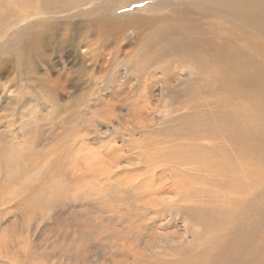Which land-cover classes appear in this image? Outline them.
Returning a JSON list of instances; mask_svg holds the SVG:
<instances>
[{"label": "rangeland", "instance_id": "obj_1", "mask_svg": "<svg viewBox=\"0 0 264 264\" xmlns=\"http://www.w3.org/2000/svg\"><path fill=\"white\" fill-rule=\"evenodd\" d=\"M150 2H127L120 13L142 9ZM254 2L264 8V0ZM54 27L50 32L53 42L49 43L59 40L54 43L55 49L46 53L48 56L53 53L51 61L33 60L38 65L33 67L35 63L28 64L26 55L21 57L22 52L17 49V27L0 25V264H154L153 259L176 262L186 257L188 250L200 252L212 233L211 228L198 240L200 231L196 227L201 233L204 227L195 226L185 235L182 217L162 229L154 218L168 220L164 213L162 217L156 215L161 211L159 201L180 199L173 185H179L180 179H175L178 183H169L168 186H173L163 192L165 195L157 190L159 180L135 184L137 175L145 169V162L161 164L164 155L174 151L176 141L172 131L193 122L187 115L190 109L183 105L185 100L181 104L168 100L158 103L160 97H165L153 89L152 94L146 92L144 114L137 118L132 115L135 106L131 115L127 114V105L120 104L122 99L114 94L123 91L125 84H133L131 94L137 100L129 102L139 105L142 91L137 84L148 73L157 77L180 73L182 82L176 91L183 96L185 87L191 84L186 86L192 76V65L182 57L162 55L150 61L144 77L138 78L132 55L139 52L133 49L139 43L133 33L129 34L131 43L128 39L119 43L124 52L118 53L119 60L132 56L131 62L115 68L117 64L111 57L118 44L114 41H110L98 60L97 54L92 53L94 36L88 37L92 46H79L74 35L66 36L64 24ZM242 32L239 41L264 62V27L245 28ZM64 40L74 41L55 56V50ZM169 41L150 37L149 47L145 48L158 50ZM84 53L88 57H83ZM139 53L136 61L147 60L153 54ZM194 64L200 67L197 62ZM213 97L223 98L222 95ZM200 101L204 106L201 95L197 97L195 93L190 107ZM243 102L244 114L252 111L254 115L264 116L263 91L244 93ZM175 114L177 120H174ZM215 125H219L217 121ZM187 134L198 143V133L186 131L183 136ZM139 150L143 164L137 167L133 164L137 162ZM254 153L251 147L240 152L244 161L237 164L264 172V155L255 158ZM210 186L208 189L214 192L216 189ZM143 221L148 223V229L141 231L146 233L144 237L150 238L139 239L136 234ZM128 224L132 228L128 229ZM171 234L183 236L182 246L169 240L171 243L163 246L166 251L153 249V242H160Z\"/></svg>", "mask_w": 264, "mask_h": 264}, {"label": "bare ground", "instance_id": "obj_2", "mask_svg": "<svg viewBox=\"0 0 264 264\" xmlns=\"http://www.w3.org/2000/svg\"><path fill=\"white\" fill-rule=\"evenodd\" d=\"M132 1L136 0H0V25L10 27L12 24L17 27V49L22 52L21 57L26 55L28 64H34L33 60L47 62L52 59L53 53L51 56L48 54L55 49L57 45L54 43H58L59 39L49 43L53 42L50 32L55 28L54 25L59 24H64L66 36L69 37L70 33L74 35L79 46H92L88 37L94 36L96 40L92 53L97 54L98 60H101L100 54L110 41H114L118 44L111 57V61L117 64L115 68L119 64L127 66L133 56L132 65L137 68L138 78L144 77L150 61L162 55L187 59L192 65V76L187 81L186 86L191 84L185 87L183 96L176 91L182 82L180 73L164 77L148 73L143 82L138 80L137 88L142 91L138 97L139 105L129 102L137 100L131 94L133 84H125L119 94L114 91L122 99L120 104L127 105V114L131 115V109L135 106L132 115L137 118L144 114L148 98L146 92L152 94L153 89H158L165 97H160L158 103L168 100L181 104L185 100L183 105H186L187 110L190 109L188 118L193 120L191 124L172 131L176 141L174 151H168L161 164L145 162V169L137 175L135 184H152L159 180L157 190L162 191L161 195H165L163 192L173 185L176 187L175 194L180 196L178 201H159L161 211L156 212V215L162 217L164 213L168 219L154 217L158 220L159 229L169 228L172 220L177 221L182 217L185 235L195 226L205 228L204 233H201L196 227L200 231L196 238L198 240L210 228L212 233L202 244L200 252L188 250L187 256L176 262L157 259L151 262L264 264V172L253 166L237 164L238 161H244L240 152L248 147L255 151L253 157L262 158L264 155V116L254 115L252 111L244 114L243 102L244 93L251 95L256 91L264 92V62L256 54L253 55L254 52L245 43L239 41L243 35L242 29L264 27V8L255 4L254 0H150V4L142 9L120 13L124 5ZM132 33L139 43L133 49L143 52V56L153 53L147 60L136 61L140 57L139 52L131 54L128 59L125 56L119 60L118 53L124 52L119 43L126 39L131 43L129 34ZM154 35L170 41L158 50L150 51L145 47H149L147 39L156 37ZM73 41L66 43L64 40L60 43L55 56L63 53L69 44L72 46ZM84 54L83 57L87 56V53ZM37 66L35 63L33 67ZM181 70L188 72L184 68ZM195 93L197 97L201 95L204 106L200 101L197 106L190 107ZM214 95H222L223 98H214ZM177 119L175 114L174 120ZM216 121L219 124L217 127ZM186 131L198 133V143L188 134L183 136ZM137 154V162L130 164L139 167L143 164L142 151L139 150ZM175 179H180L179 185L173 183L168 186L176 182ZM209 184L216 189L214 192L208 189ZM164 185H167L166 188ZM147 195H151V192ZM186 222L189 224L185 225ZM147 226L145 221L138 225L136 238L137 235L139 239L145 236L146 233L141 229L145 230ZM169 240L181 246L185 242L183 236L171 234L169 238L153 242V249L165 250L163 246ZM181 246L179 248L182 249ZM172 252L179 254V251Z\"/></svg>", "mask_w": 264, "mask_h": 264}]
</instances>
